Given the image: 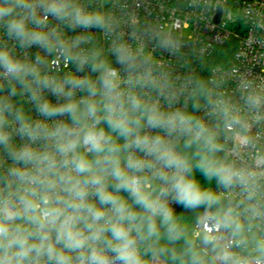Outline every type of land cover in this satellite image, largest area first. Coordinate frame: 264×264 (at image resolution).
Masks as SVG:
<instances>
[{
  "label": "clouds",
  "instance_id": "9594fccd",
  "mask_svg": "<svg viewBox=\"0 0 264 264\" xmlns=\"http://www.w3.org/2000/svg\"><path fill=\"white\" fill-rule=\"evenodd\" d=\"M125 8L0 0V264H264V77L177 74Z\"/></svg>",
  "mask_w": 264,
  "mask_h": 264
},
{
  "label": "built area",
  "instance_id": "2783aa9c",
  "mask_svg": "<svg viewBox=\"0 0 264 264\" xmlns=\"http://www.w3.org/2000/svg\"><path fill=\"white\" fill-rule=\"evenodd\" d=\"M121 3L126 5L124 19L135 24L148 49L177 74L193 71L206 78L213 77L234 99L239 97L236 89L242 78L259 82L258 78L264 77V0H121ZM154 29H162L179 41L182 57H171L156 48L150 39ZM130 30L126 26L125 31ZM232 40L236 46L229 63L214 64L219 49ZM262 155L264 138L253 151L254 157ZM255 162L261 164L264 160ZM176 209L178 212L180 207Z\"/></svg>",
  "mask_w": 264,
  "mask_h": 264
},
{
  "label": "trees",
  "instance_id": "16d2710c",
  "mask_svg": "<svg viewBox=\"0 0 264 264\" xmlns=\"http://www.w3.org/2000/svg\"><path fill=\"white\" fill-rule=\"evenodd\" d=\"M235 46L236 43L235 41H231L229 43H227L225 46H223L222 48L219 49V51L217 52L216 56H215V63L217 64V62H222L225 61L226 63H229V61L231 60V57L233 55V52L235 51ZM199 175V174H197ZM200 179L203 181V178L200 177ZM181 209H179L178 212H180ZM185 216L187 218V222L189 223L190 226H195L197 220L195 219L194 214L192 213H185Z\"/></svg>",
  "mask_w": 264,
  "mask_h": 264
},
{
  "label": "water",
  "instance_id": "95a60500",
  "mask_svg": "<svg viewBox=\"0 0 264 264\" xmlns=\"http://www.w3.org/2000/svg\"><path fill=\"white\" fill-rule=\"evenodd\" d=\"M220 15L218 16V19H219Z\"/></svg>",
  "mask_w": 264,
  "mask_h": 264
}]
</instances>
